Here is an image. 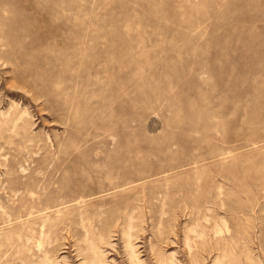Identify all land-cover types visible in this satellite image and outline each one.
Returning a JSON list of instances; mask_svg holds the SVG:
<instances>
[{
    "label": "rangeland",
    "instance_id": "1",
    "mask_svg": "<svg viewBox=\"0 0 264 264\" xmlns=\"http://www.w3.org/2000/svg\"><path fill=\"white\" fill-rule=\"evenodd\" d=\"M117 162L122 225L13 219ZM0 264H264V0H0Z\"/></svg>",
    "mask_w": 264,
    "mask_h": 264
},
{
    "label": "bare ground",
    "instance_id": "2",
    "mask_svg": "<svg viewBox=\"0 0 264 264\" xmlns=\"http://www.w3.org/2000/svg\"><path fill=\"white\" fill-rule=\"evenodd\" d=\"M107 164H110V162H108ZM77 168L79 170L75 169L76 171L78 170L77 175L75 177L66 178L63 175L52 176L49 182L47 183L44 182V185H42L43 187H40L41 186L40 184L39 185L32 184L25 187V189H23L24 192L19 194L18 196V201L20 203L23 202L24 204H26L25 210H20L19 213H17V215L13 214L14 218L13 217L12 218L14 220L25 219V221H27L26 225L29 226L28 230L29 232H31L30 228H32V226L33 227L35 226L33 225V220H34L33 215H35V213L43 214L45 217L46 215H49V213L52 211L56 213H60L63 210L65 211L69 210L70 212L69 215H65L63 217H59L54 220L57 226L58 225L64 226L65 232L68 235L74 234L75 224L80 226L86 233L90 232L89 229L93 226H97V227L110 226L112 225L113 220H117L122 225V222H124V218L121 217L119 214L116 216L113 215L112 214L113 212L110 210L112 209L115 211L129 210L131 207L130 201L134 198L136 199V194L146 184V182L144 181L147 179L149 180V178H152V175H145V176L138 175L139 177L126 178L127 176L124 175V173L128 174L127 170L125 171L126 167L122 165L119 166L118 162L111 163V165H106L103 168L96 166L95 167L89 166L88 168H86V166L83 168L81 167H77ZM109 177L110 178L113 177L116 179L105 182L106 178ZM53 178H56L57 180L56 187H54L50 182L52 181ZM100 179H102V181H99ZM35 182L36 181H34V183ZM42 194L48 197L43 202L38 197L39 195ZM35 195H37V197H35ZM108 205H112V206L114 205L113 206L114 208L110 209L109 211L107 210L106 212L104 208H106V206ZM87 206L88 208H86ZM109 214L111 216H115L116 219L115 218L111 219L109 217ZM124 214L125 213H123L122 215ZM95 215L98 216V218H95L94 217ZM102 215L104 217H102ZM33 232H35V230Z\"/></svg>",
    "mask_w": 264,
    "mask_h": 264
}]
</instances>
